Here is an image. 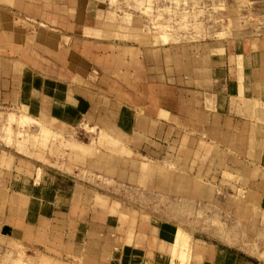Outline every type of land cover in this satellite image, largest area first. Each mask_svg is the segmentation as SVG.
Wrapping results in <instances>:
<instances>
[{
    "label": "rangeland",
    "instance_id": "1",
    "mask_svg": "<svg viewBox=\"0 0 264 264\" xmlns=\"http://www.w3.org/2000/svg\"><path fill=\"white\" fill-rule=\"evenodd\" d=\"M253 37H264V0H0V232L24 217L40 234L35 248L14 242L23 249L0 260L84 263L69 253L68 203L58 217L21 195L32 185L27 195L35 196L44 180H75L83 188L73 207L78 228L84 232L89 206L94 248L111 249L119 235L190 264L198 255L189 234L217 241L231 233L264 263V134L248 140L244 154L239 126L227 134L231 125L213 116L219 96L228 100L229 41ZM54 92L66 101L90 96L92 115L51 119L44 106L51 111ZM123 107L167 126L124 132ZM208 124L216 136L198 131ZM256 126L264 131L263 122ZM165 226L186 240L166 245ZM76 239L79 248L83 238Z\"/></svg>",
    "mask_w": 264,
    "mask_h": 264
},
{
    "label": "crops",
    "instance_id": "2",
    "mask_svg": "<svg viewBox=\"0 0 264 264\" xmlns=\"http://www.w3.org/2000/svg\"><path fill=\"white\" fill-rule=\"evenodd\" d=\"M225 54L226 58L224 56L223 59H227L228 66L225 68L224 78L226 81L228 79L229 82L227 92L228 100L224 99L225 96H219L221 97L220 108L215 109L218 111L214 112L213 116L214 118L218 116L223 123L231 125L227 134L236 133V127L237 125L239 126L238 137L244 138L246 141L245 150L241 152L248 154V140L261 138L264 134L261 127L260 129L257 128L258 123L263 122L264 124V37L229 41ZM239 73L242 75L243 81L238 80ZM81 76L84 78L87 77L85 74H81ZM55 97L58 100L52 101L53 104H50L51 111L47 108L49 104L44 106V109L50 113L51 119L67 124L68 122H74V120H77L80 116L89 117L92 115L93 103L90 100V96H87L85 93L76 95L75 97L69 95V101H66V97L62 92L57 96L54 92V98ZM26 106L31 107V104L27 102ZM224 106L230 109L232 112L230 115L224 116L220 111ZM137 114L145 115V113L142 114L139 111L133 112L129 108L123 107L120 112L122 117L118 119L120 123L119 127L124 132L139 131V133H149L155 131L158 127L166 125L165 118L156 119L154 115L151 117L150 114L138 117L139 115L137 116ZM211 123L213 124V122ZM254 125H257L255 131H253ZM208 126L209 124L207 126L203 125L202 127L198 125L197 128L199 132L204 128V135L207 132L208 134L213 133V135L216 136L218 130L215 125H212V131H210V127L207 129ZM164 128L165 127H163V131H166V128L165 130ZM254 132L257 134L253 135ZM31 188L33 189L32 185H27L24 194L21 193L22 198L26 201H28L30 197L38 198L39 203L45 204L49 210L52 208L51 211L58 217L62 215L64 217L65 214L60 210V204L68 203V217L71 220V243L69 244V253L72 257L73 255L77 258L84 257L83 264H181L180 262L178 263V260L173 262L171 257L166 258L167 254L165 252L161 254L158 248L153 247L150 242L148 243L145 241V243L142 244L121 243V237L119 235H116V239L113 238L116 243L113 245L111 244V249H109L108 246L106 247L102 242L97 243L94 248L91 240L92 229L88 228V226L92 224V216L86 214L87 212L89 213V206L86 207L85 215L81 217L83 218L82 224L85 225L84 232H81L78 228V224L80 223L77 221L78 216L76 212H74L73 207L76 208V203L80 198L79 192L83 190V188L81 184H78L75 180L61 181V183H59V180H52L50 184L44 180L43 185L38 188V192L35 196L32 191L27 195V192L31 190ZM91 195L86 189L84 194L85 204H89V196ZM260 207L264 211V199L260 201ZM27 211L28 210L24 212V216L31 219L32 216H28ZM122 216H124V214H122ZM23 218H17L19 226L15 227L14 224H12L10 228L7 227V229H5V232H0V239L6 241L5 244L0 243V253L3 252L5 255L17 254L19 250L23 249L20 245L19 248L11 246L14 242L17 243V241L21 242L23 247H26V251L35 248L36 244L32 241V238L38 237L40 234H38V229L35 230V228H32V225L27 223V220ZM107 228V236L108 234H112V237H114L113 234L116 232L115 230L113 231L114 226H110L111 233H109V227ZM165 228L166 229L163 228L162 230L164 234V243L166 245L170 244L172 246L174 240L177 238H180L181 241L186 240V236L183 232H177L178 229L172 230L170 226H165ZM26 229L29 231H26ZM104 234H106V232ZM137 234L139 239H144L145 233L143 231ZM178 234H180V236H178ZM72 235H74V237H72ZM78 235H81L83 238V243L79 248L76 241ZM189 235L192 241L194 240V255H198L196 260H191L190 264H264L259 258L245 250V248L237 245V243H233L235 238L231 233L229 236H222L224 240L216 238L217 241H210L205 238H194L192 234ZM72 238H74V241ZM168 240H172V242L170 243ZM55 249L56 247L54 246V250ZM107 249H109L110 252ZM180 249H183L182 246ZM3 262L7 264V262L0 260V264H3ZM12 262L13 260H9V264H12Z\"/></svg>",
    "mask_w": 264,
    "mask_h": 264
}]
</instances>
